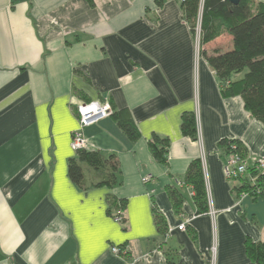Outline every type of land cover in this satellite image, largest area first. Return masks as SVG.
Returning <instances> with one entry per match:
<instances>
[{
  "label": "crops",
  "instance_id": "obj_1",
  "mask_svg": "<svg viewBox=\"0 0 264 264\" xmlns=\"http://www.w3.org/2000/svg\"><path fill=\"white\" fill-rule=\"evenodd\" d=\"M197 48L180 0H0V264H211L212 246L213 264H252L243 243L263 241L264 197L236 198L217 143L238 140L247 159H264V126L239 96L221 94ZM230 48L227 33L203 46ZM84 99L127 110L139 132L129 141L111 116L84 129L93 150L118 161L111 188L82 190L67 176L73 104ZM184 112L195 139L181 134ZM153 136L169 142L164 164ZM194 159L213 216L195 215L182 182ZM110 195L126 201L124 225L107 214Z\"/></svg>",
  "mask_w": 264,
  "mask_h": 264
},
{
  "label": "trees",
  "instance_id": "obj_2",
  "mask_svg": "<svg viewBox=\"0 0 264 264\" xmlns=\"http://www.w3.org/2000/svg\"><path fill=\"white\" fill-rule=\"evenodd\" d=\"M180 10L192 35L195 27H199V56L214 73L221 94L224 97L239 96L244 109L264 126V2L239 0L237 5H231L227 0H180ZM223 33L231 36V48L226 51L213 49L207 53L203 46ZM111 110L110 116L126 138L131 142L139 139V132L128 111ZM180 131L183 136L196 138L194 113L184 112L181 115ZM148 145L153 158L164 164L168 140L153 136ZM217 149L223 163L232 155L245 157L244 146L238 140L221 139L217 143ZM117 172L118 161L114 155L105 157L93 149L77 150L75 156L67 161L69 180L82 190L117 185ZM182 182L192 190L195 215L207 213L208 199L200 159H194L188 164ZM232 191L236 198L241 192L253 199L259 196L255 187L246 183L236 184ZM168 196L174 212L181 214V193L172 188L168 190ZM106 202L107 214L111 218L119 217V223L124 225L126 201L110 195ZM152 213L157 232L166 235L168 228L164 216L153 203ZM243 246L245 255L252 264H264V238L261 242L246 238ZM118 248L121 253L124 245Z\"/></svg>",
  "mask_w": 264,
  "mask_h": 264
},
{
  "label": "built area",
  "instance_id": "obj_3",
  "mask_svg": "<svg viewBox=\"0 0 264 264\" xmlns=\"http://www.w3.org/2000/svg\"><path fill=\"white\" fill-rule=\"evenodd\" d=\"M198 28V27H197ZM196 36L199 38V28L196 30ZM73 112L77 121V128L71 134L70 147L73 151L81 149H94L91 143L84 136V129L98 121L105 119L111 114L110 105L107 101L90 100L87 102L79 101L73 104ZM223 173L228 181L236 184L246 183L250 187H255L258 197H264V159H247L239 158L237 155L229 156L223 163ZM150 180L149 176L141 178L142 183H147ZM248 197L246 193L239 194V201ZM210 216L214 215V211L208 210ZM114 221L119 222L117 217ZM179 230L185 229V224L181 223L177 227ZM111 252L118 255L120 253L118 247H111ZM215 247H211L210 262L214 261Z\"/></svg>",
  "mask_w": 264,
  "mask_h": 264
},
{
  "label": "rangeland",
  "instance_id": "obj_4",
  "mask_svg": "<svg viewBox=\"0 0 264 264\" xmlns=\"http://www.w3.org/2000/svg\"><path fill=\"white\" fill-rule=\"evenodd\" d=\"M197 27H198V25H197ZM197 27H195V33H194V35H192L191 34V37H192V40L194 41V43H195V45H196V47H198L197 48V50H198V52H199V44H198V42H199V40H198V38H197V36H196V30L199 28H197ZM222 43H225L224 41L222 42ZM110 109H111V107H110ZM111 113H112V110H111ZM111 114H109V116H110ZM108 116V117H109ZM96 124V123H95ZM94 125V124H93ZM75 152V151H74ZM113 219H115V218H113ZM120 222V221H119Z\"/></svg>",
  "mask_w": 264,
  "mask_h": 264
},
{
  "label": "water",
  "instance_id": "obj_5",
  "mask_svg": "<svg viewBox=\"0 0 264 264\" xmlns=\"http://www.w3.org/2000/svg\"><path fill=\"white\" fill-rule=\"evenodd\" d=\"M231 5H237L239 0H227Z\"/></svg>",
  "mask_w": 264,
  "mask_h": 264
}]
</instances>
